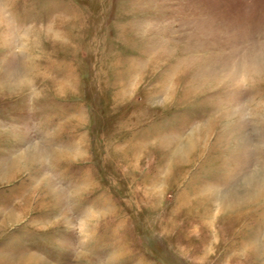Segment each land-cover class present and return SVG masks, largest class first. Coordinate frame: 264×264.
I'll return each mask as SVG.
<instances>
[{
	"label": "rangeland",
	"instance_id": "1",
	"mask_svg": "<svg viewBox=\"0 0 264 264\" xmlns=\"http://www.w3.org/2000/svg\"><path fill=\"white\" fill-rule=\"evenodd\" d=\"M0 264H264V0H0Z\"/></svg>",
	"mask_w": 264,
	"mask_h": 264
},
{
	"label": "bare ground",
	"instance_id": "2",
	"mask_svg": "<svg viewBox=\"0 0 264 264\" xmlns=\"http://www.w3.org/2000/svg\"><path fill=\"white\" fill-rule=\"evenodd\" d=\"M35 151V150H34ZM35 154V156H36V152H30L29 153V156L31 155H34ZM34 158V157H33ZM259 189H258V186L255 188V191L253 192V193H255V192H257ZM262 192H263V190H262ZM258 193V192H257ZM257 193H255L254 195H256L257 196ZM260 196V195H259ZM241 208H243V206H238L236 203H231V204H229V203H225V205L223 206V208H222V211H221V213H222V215H224V216H230V215H228L229 214V212L230 211H236V210H239V209H241Z\"/></svg>",
	"mask_w": 264,
	"mask_h": 264
}]
</instances>
